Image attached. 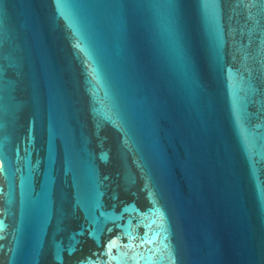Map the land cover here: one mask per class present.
<instances>
[{
  "label": "water",
  "instance_id": "95a60500",
  "mask_svg": "<svg viewBox=\"0 0 264 264\" xmlns=\"http://www.w3.org/2000/svg\"><path fill=\"white\" fill-rule=\"evenodd\" d=\"M0 264H264V0H0Z\"/></svg>",
  "mask_w": 264,
  "mask_h": 264
}]
</instances>
